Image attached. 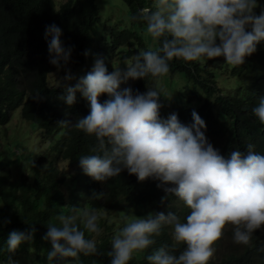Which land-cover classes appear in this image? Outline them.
Masks as SVG:
<instances>
[{
    "label": "clouds",
    "instance_id": "clouds-1",
    "mask_svg": "<svg viewBox=\"0 0 264 264\" xmlns=\"http://www.w3.org/2000/svg\"><path fill=\"white\" fill-rule=\"evenodd\" d=\"M257 5L258 0H151L150 7L137 9L128 19L144 26L152 45L137 50L123 68L111 71L96 56L78 77L66 67L72 45L61 40L62 29L54 22L44 26L48 62L57 70L65 69L56 81L63 89L58 99L71 106L79 92L88 102L87 114L75 122L58 121L94 137L89 154L78 157L81 171L101 184L122 170L138 181L151 178L163 189L161 202L171 194L188 209L183 219L172 210L124 217L111 237L110 249L103 253L107 264H128L135 252L154 244L165 226L170 228L171 240L184 246L176 253L175 244L162 243L144 256L147 264H208L230 244L248 245L253 239L264 244V153L248 143L245 152L235 149L221 154L206 137L205 121L195 109L188 123L181 122L175 111L161 117L158 98L167 96L157 86L173 58L189 62L222 56L224 63L233 66L244 63L264 40V7L256 14ZM2 42L0 30V50ZM88 54L85 49L83 55ZM129 78L143 79L145 90L120 87ZM73 79L71 85L61 84ZM102 93L107 98L101 101ZM31 97L42 99L40 91ZM250 111L264 124V96ZM102 194L93 190L88 197L97 199ZM103 215L95 208L77 210L76 206L56 213L55 222L46 223L41 237L50 244L48 264H82L81 255H100L93 235L101 232ZM9 222L4 218L0 226ZM25 222L26 231L8 232L0 254L14 253L32 240L36 229ZM225 224L232 228L225 230ZM4 264L19 261L7 255Z\"/></svg>",
    "mask_w": 264,
    "mask_h": 264
},
{
    "label": "trees",
    "instance_id": "trees-1",
    "mask_svg": "<svg viewBox=\"0 0 264 264\" xmlns=\"http://www.w3.org/2000/svg\"><path fill=\"white\" fill-rule=\"evenodd\" d=\"M123 2L128 17L141 7L151 6V0ZM261 7L264 0H258L254 12L259 14ZM121 21L123 25H110L107 37V24L100 23L96 0H0V222L4 218L10 221L0 226V244L10 230L26 231L29 224L25 221L36 229L32 240L22 243L14 253L0 254V264H4L7 255L19 264H48L50 244L41 238L46 223L55 222L56 213H67L69 206H76L77 210L95 208L104 214L99 220L101 232L93 235L101 254L81 255L82 264H107L108 257L103 253L110 249L111 237L123 223V218L116 220L117 213L121 217L143 216L172 210L183 219L188 212L183 202L171 194L161 202L163 189L151 178L138 181L134 174L122 170L101 184L84 174L78 157L89 154L94 137L58 122H75L77 117L86 115L88 102L79 92L71 106L58 99L63 89L48 81L49 74L57 69L48 62L44 26L54 22L62 29L61 40L66 46L72 45L66 66L80 68L78 72L83 73L96 56L108 55L106 67L111 71L112 55L121 53L123 59L131 60L137 50L152 45L141 23L128 18ZM85 49L87 56L83 55ZM169 64L163 79L175 92L172 107L181 122H190L191 110L195 109L205 121L206 137L221 154L235 149L245 152L248 143L254 145V151L264 153V124L250 111L258 97L264 96V40L257 43L256 50L241 65L224 63L222 56L189 62L173 58ZM127 86L144 91L145 81L137 78ZM36 91H40L42 99L31 97ZM106 98L102 93L98 100ZM18 106L20 118L28 122L34 147L39 140L46 142L45 154L35 149L22 156L13 148L18 146L8 138V124ZM165 109L161 104V117L169 114ZM93 190L103 194L90 199ZM162 243L175 244L168 226L154 237L153 245L135 252L128 264H147L144 256ZM183 246L182 242L175 244L174 252ZM208 264H264V244L258 239L248 245L230 244Z\"/></svg>",
    "mask_w": 264,
    "mask_h": 264
},
{
    "label": "rangeland",
    "instance_id": "rangeland-1",
    "mask_svg": "<svg viewBox=\"0 0 264 264\" xmlns=\"http://www.w3.org/2000/svg\"><path fill=\"white\" fill-rule=\"evenodd\" d=\"M96 4L99 8V16H100V23H106L107 24V28L105 29L106 35L107 37H109V31H110V25H114L116 23H119L121 25H123L124 23L121 20L127 19L128 18V14H127V7L125 5V3L123 2V0H96ZM92 54H95L94 52ZM100 57L103 58L105 65L108 66V55L106 54H102L100 55ZM111 60L113 61V67H124L123 63H126L128 61H130L129 59H123L122 54H114L111 56ZM67 67V66H66ZM112 68L110 70H112ZM67 69L69 70L70 73L74 74L76 77L83 75V73H79L78 71H80V68L77 69H73L71 66H68ZM89 69H86V71H88ZM65 72V69L62 67L59 70H55L53 73L49 74L48 77V81L51 84H56L57 79H60L61 77H63ZM174 78H177V75L174 76ZM177 80L179 81V79L177 78ZM133 82V79L129 78L128 81L122 82L120 87L123 86H127L130 83ZM162 82H164V85L162 84ZM63 83H68L69 85L75 83V79L73 80H69V81H63L61 80V84ZM151 81H149V84L151 85ZM162 84L163 87H160L163 89L164 94H166V97L160 96L158 99L161 102V104L166 108L165 112H173V111H177V110H173L174 107L173 104L176 102L175 100H172L173 97L175 96V92L171 91V85L168 82H165V80L163 78H161L158 82H157V86L159 84ZM174 88H177V86H175ZM177 102H178V98H177ZM168 107V108H167ZM20 108H17L14 112H13V116L8 124L9 126V135L8 138L11 140V142L18 146V147H13L14 149H16L18 151V153H22V156L26 153L32 152L33 150H35L37 153L39 154H45L48 150L47 148V144L44 140H39L37 141L36 144L37 147H34L35 143L30 141V131L28 129V125L26 121H24L23 119L20 118ZM32 126V130H34V126L32 123H29ZM124 217H131L129 214H125ZM120 215H118V213L116 214L115 218L117 221H120L122 218ZM232 228V226L230 224H225L224 229L225 230H230ZM262 232L264 233V225H262L261 227ZM264 240V238H263ZM222 244V242H221Z\"/></svg>",
    "mask_w": 264,
    "mask_h": 264
}]
</instances>
